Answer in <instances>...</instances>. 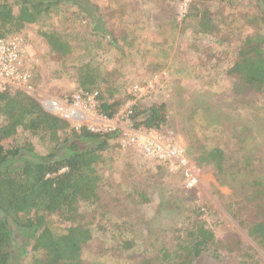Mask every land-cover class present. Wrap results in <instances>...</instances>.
<instances>
[{
    "label": "rangeland",
    "instance_id": "1",
    "mask_svg": "<svg viewBox=\"0 0 264 264\" xmlns=\"http://www.w3.org/2000/svg\"><path fill=\"white\" fill-rule=\"evenodd\" d=\"M89 1L97 6L99 26L109 34L93 29L96 24L76 0L62 4L57 15L46 21L64 35L68 32L75 43L73 54L63 63L49 59L40 25L23 31L40 63V92L71 93L78 86L79 69L93 63L116 91L110 100L122 107L132 102L145 111L155 104L167 105V121L160 130L185 148L193 166L201 148L220 147L233 174L240 172L237 163L245 156L252 157L264 174V93L243 88L240 92L226 75L244 39L255 31L264 33L256 0ZM205 9L218 26L214 34L194 32L196 20L191 17ZM134 87L142 92L134 93ZM26 143L43 156L54 148L47 137L40 140L24 130L4 145ZM104 155L98 165L102 209L81 208L98 230L84 248V262L139 264L140 256H155L162 247L173 249L177 234L171 226L186 227L193 209L199 207L194 217L204 221L222 243L195 264H264V250L247 230L254 204L245 196L254 178L241 174L222 185L213 169L197 168L199 182L189 191L181 174L158 166L135 149L111 143ZM142 192L150 203L140 204L133 196ZM125 227L131 228L126 235L136 241L132 258L114 247ZM28 251L19 264H31L34 253Z\"/></svg>",
    "mask_w": 264,
    "mask_h": 264
},
{
    "label": "trees",
    "instance_id": "2",
    "mask_svg": "<svg viewBox=\"0 0 264 264\" xmlns=\"http://www.w3.org/2000/svg\"><path fill=\"white\" fill-rule=\"evenodd\" d=\"M67 1L0 0V38L19 35L29 26L40 25L39 36L48 47L49 59L65 62L73 54L75 43L68 32L64 35L46 21L57 15L60 6ZM256 2L264 24V0ZM76 5L96 24L95 31L109 34L99 26L97 6L89 0H76ZM191 18L196 20L195 33L216 32L218 26L208 9L196 10ZM100 45L99 42L98 47ZM35 74L38 85L40 74ZM226 75L240 92L247 89L264 93V33L255 31L244 39ZM76 82L86 91L99 92L100 110L104 114L111 117L122 108L118 101L110 100L116 91L108 77H102L94 69L93 63L82 65ZM101 82L109 86L104 87ZM140 107L133 106L135 128L161 131L167 121V105L155 104L145 111H140ZM21 130L40 140L47 137L54 145L52 152L40 155L30 143L6 148L4 142ZM111 143L117 144L111 135L93 134L86 128L75 130L68 122L46 112L36 98L22 90L0 92V264H19L30 254L28 249L34 253L31 264H88L83 260L84 248L98 230L87 221L81 208L88 205L94 211L102 209L98 192L102 178L98 165L104 161V153ZM226 162L223 148L203 147L194 159V166L200 170L213 169L222 185L229 178L237 180L241 174L254 178L245 196L248 203L254 204L247 230L264 250V174L260 173L263 168H257L253 158L245 156L237 163L240 172L233 174ZM133 196L139 198L140 204L150 203L144 192ZM190 197L195 200L193 194ZM193 210L186 227L177 230L171 226L177 234L173 249L162 247L155 256H140L138 263L195 264L210 248L218 249L222 242L217 241L204 221L194 217L200 208ZM52 217L58 220L53 222ZM124 232L114 247L119 252H129L132 258L136 241L126 235L131 228L125 227Z\"/></svg>",
    "mask_w": 264,
    "mask_h": 264
},
{
    "label": "built area",
    "instance_id": "3",
    "mask_svg": "<svg viewBox=\"0 0 264 264\" xmlns=\"http://www.w3.org/2000/svg\"><path fill=\"white\" fill-rule=\"evenodd\" d=\"M39 64L23 34L0 38V92L22 90L36 98L46 112L68 122L75 130L86 128L93 134L111 135L121 149H135L171 173H180L188 189L197 186L199 170L189 161L185 148L161 131L135 128L132 102L110 117L100 110L98 91L77 86L71 93H42L35 81ZM138 92L142 89L134 87V93Z\"/></svg>",
    "mask_w": 264,
    "mask_h": 264
}]
</instances>
